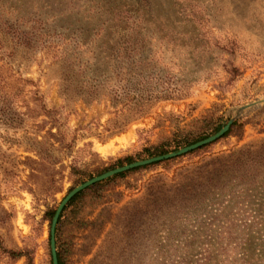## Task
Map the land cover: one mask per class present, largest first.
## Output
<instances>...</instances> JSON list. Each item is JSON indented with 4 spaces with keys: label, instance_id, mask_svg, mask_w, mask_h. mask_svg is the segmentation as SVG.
Returning a JSON list of instances; mask_svg holds the SVG:
<instances>
[{
    "label": "rangeland",
    "instance_id": "rangeland-1",
    "mask_svg": "<svg viewBox=\"0 0 264 264\" xmlns=\"http://www.w3.org/2000/svg\"><path fill=\"white\" fill-rule=\"evenodd\" d=\"M230 119L80 190L62 264H264V0H0V264L52 261L72 186Z\"/></svg>",
    "mask_w": 264,
    "mask_h": 264
},
{
    "label": "water",
    "instance_id": "water-1",
    "mask_svg": "<svg viewBox=\"0 0 264 264\" xmlns=\"http://www.w3.org/2000/svg\"><path fill=\"white\" fill-rule=\"evenodd\" d=\"M252 104H249L247 106H250ZM246 107V106H245ZM232 123V119H230L226 124H224L216 133L202 139L199 140L197 142H194L190 145L184 146L176 151H172L169 153H165L162 155H157V156H152L150 158H146V159H142V160H138V161H134L116 168H113L111 170H108L104 173H101L97 176H94L86 181H84L83 183L75 186L74 188H72L65 196L64 198L60 201V203L58 204V206L55 209L54 215L52 217L51 220V226H50V249H51V257H52V264H58L57 261V254H56V247H55V239H54V233H55V225L57 223V219L58 216L62 210V208L64 207V205H66V203L69 201V199L75 195L77 192H79L80 190L88 187L89 185H92L98 181H101L103 179H106L116 173L125 171V170H129L132 169L134 167H138V166H142V165H146L155 161H159V160H163V159H167V158H171V157H175L177 155L189 152L191 150H194L198 147H201L207 143H210L218 138H220L229 128L230 124Z\"/></svg>",
    "mask_w": 264,
    "mask_h": 264
},
{
    "label": "trees",
    "instance_id": "trees-1",
    "mask_svg": "<svg viewBox=\"0 0 264 264\" xmlns=\"http://www.w3.org/2000/svg\"><path fill=\"white\" fill-rule=\"evenodd\" d=\"M220 127H221V125H217L216 128H215V132H216ZM231 127H232V126H230V127L228 128V130H227V131H226L221 137H224V136L228 135L229 132L231 131ZM199 139H201V138H199ZM199 139H196V140H194V141H192V142H185L184 144H185V145H188V144H191V143H193V142H195V141H197V140H199ZM204 146H205V145H203V146H201V147H204ZM178 147H180V144H179V143H176V144L174 145V147H173L172 150H175V149H177ZM201 147H199V148H201ZM142 152L146 155V157H152V156H157V155H162V154H164V153H167V152H169V150L165 149V148L163 147V145H161V146H156V147H144V149H143ZM143 159H144V158H143ZM164 160H165V159H164ZM164 160H161V161H155V162H152V163H149V164H146V165H142V166L134 167V168H132V169H129V170H125V171H122V172L116 173V174H114V175H112V176H110V177H108V178H106V179H103L102 181H99V183H102V182H104V181L110 180V179L115 178V177H124L127 173H129V172H131V171L137 170V169H139V168H148V167H150V166H152V165H157V164L161 163V162L164 161ZM134 161H136V160H135L133 157H131V156H125V157H123L122 159H117L115 165H111V166L105 168L103 171H101V173H102V172H105V171H107V170H109V169H113V168H115V167L122 166V165H124V164H128V163H131V162H134ZM74 168H75L74 166L71 167V171H70L71 173L74 172V170H73ZM89 178H90V177H89ZM76 184H77V183H76ZM76 184H74V186H75ZM72 188H73V186H72ZM70 189H71V188H70ZM81 194H82V191L77 192L75 195H73V196L69 199V201L67 202V204L64 205V207L62 208V210H61V212H60V214H59V216H58L57 224L61 221V219H62V217H63V215H64L66 209H68L70 206H73V205L76 203V200L78 199V197H80ZM54 212H55V208H53V207H49V208H47V210L45 211V217H46V219L49 220L50 223H51L52 217H53V215H54ZM50 223H49V224H50ZM55 231L57 232V227L55 228ZM56 254H57V261H58V264H62V261H61V258H60V254H59V251H58V248H57V242H56ZM20 255H21V254H17L15 257L17 258V257H19ZM49 264H52L51 259H50V263H49Z\"/></svg>",
    "mask_w": 264,
    "mask_h": 264
}]
</instances>
